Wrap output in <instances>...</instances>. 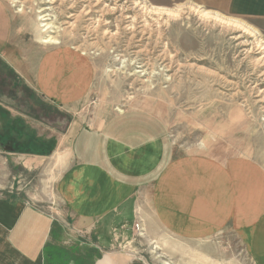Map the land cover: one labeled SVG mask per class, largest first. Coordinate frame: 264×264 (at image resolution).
<instances>
[{
    "label": "crops",
    "instance_id": "crops-1",
    "mask_svg": "<svg viewBox=\"0 0 264 264\" xmlns=\"http://www.w3.org/2000/svg\"><path fill=\"white\" fill-rule=\"evenodd\" d=\"M225 7L235 16L264 20V0H225ZM33 49L17 40L12 14L0 0V112L5 113L4 118L0 113V134L5 123L19 129L41 125L30 120L33 95L44 107L64 112L91 89L94 69L75 49L52 47L35 60ZM10 93H21L26 101L8 103ZM106 115L89 122L75 118L54 136L42 128L35 136L23 129L18 139L15 133L9 141L0 137V143L11 142L3 148L11 162L29 176L20 187L16 174L15 190L0 195V264H45L52 246L71 256L74 246L84 252L93 248L100 253L94 264H134L142 251L135 247L132 224L137 216L147 221V214L184 241L249 232L248 251L264 264L262 167L242 157L178 155L163 123L143 111ZM24 140L53 146L48 154L17 151ZM40 188L51 192L21 193Z\"/></svg>",
    "mask_w": 264,
    "mask_h": 264
},
{
    "label": "rangeland",
    "instance_id": "rangeland-1",
    "mask_svg": "<svg viewBox=\"0 0 264 264\" xmlns=\"http://www.w3.org/2000/svg\"><path fill=\"white\" fill-rule=\"evenodd\" d=\"M2 1L12 14L17 40L34 48V60L47 49L66 46L87 58L95 73L86 98L64 112L44 107L33 95L30 120L41 125H33V131L24 124L21 132L35 136L43 128L44 135L54 136L75 118L89 122L105 114L143 111L163 123L178 155L242 157L264 169V65L258 62L264 55V20L229 13L225 0H56L46 6L53 8L47 11L53 28L42 37H55L58 44L45 45L38 38L46 0ZM8 96L15 106L26 101L21 93ZM10 134L3 130L0 137ZM44 144L45 151L53 146ZM3 146L9 143H0V195L9 197L15 175L21 177L20 187L29 176ZM50 190L21 193L43 197ZM146 217L144 235L135 242L142 252L134 263L259 264L248 251L249 232L184 241Z\"/></svg>",
    "mask_w": 264,
    "mask_h": 264
},
{
    "label": "trees",
    "instance_id": "trees-1",
    "mask_svg": "<svg viewBox=\"0 0 264 264\" xmlns=\"http://www.w3.org/2000/svg\"><path fill=\"white\" fill-rule=\"evenodd\" d=\"M1 113V112H0ZM2 117L5 115V113L2 111L1 113ZM6 118H8V115L6 113ZM3 119V118H2ZM4 132L7 131L9 133L12 132V134L7 135L6 139L9 141V139L13 138V134H17L18 137L23 136L21 130L17 127V125H10L9 123H5L3 125ZM16 140V139H15ZM11 143V142H8ZM17 142L13 143L16 145ZM22 143H25L27 145H22ZM38 142L34 141V144H29L27 141H21L17 143L18 148L16 147L17 151H25L26 153H35V154H48L51 151V147L48 149V151H45L44 149L45 145H39L40 148H37ZM56 248V249H54ZM74 256L69 255L68 251L65 248H62V246H52L47 248V251L45 253V264H94L95 261L100 257V253L97 252L95 249L90 248L87 251H82L78 249L77 246H74L70 250ZM134 263V262H133ZM139 264V263H134Z\"/></svg>",
    "mask_w": 264,
    "mask_h": 264
},
{
    "label": "bare ground",
    "instance_id": "bare-ground-1",
    "mask_svg": "<svg viewBox=\"0 0 264 264\" xmlns=\"http://www.w3.org/2000/svg\"><path fill=\"white\" fill-rule=\"evenodd\" d=\"M55 1L56 0H46V4L44 5V8L42 7V9H40V12L43 15H41V18H40L41 23H40V32H39V38L38 39H39L40 43H43L45 45H47V44H51V45L56 44L57 45L58 44V40L55 37H50V36L42 37V35L44 33H51V30L50 29L53 28V23H51L50 22V19L48 18L49 17V12H51V10H53V8L51 9L49 7H46V6L53 5L54 3H56ZM86 1L89 2V0H86ZM47 11H49V12H47ZM153 11H155L156 13H158V11H156V9L155 10L153 9ZM76 18H77V16H75V19ZM129 25H131V24H129ZM258 62H260V63H262L264 65V55L259 58ZM145 66H147V65H145ZM142 68H144V67H142Z\"/></svg>",
    "mask_w": 264,
    "mask_h": 264
},
{
    "label": "built area",
    "instance_id": "built-area-1",
    "mask_svg": "<svg viewBox=\"0 0 264 264\" xmlns=\"http://www.w3.org/2000/svg\"><path fill=\"white\" fill-rule=\"evenodd\" d=\"M132 232L136 236H142L144 235V226H143V220L137 216L135 221L132 224Z\"/></svg>",
    "mask_w": 264,
    "mask_h": 264
},
{
    "label": "water",
    "instance_id": "water-1",
    "mask_svg": "<svg viewBox=\"0 0 264 264\" xmlns=\"http://www.w3.org/2000/svg\"><path fill=\"white\" fill-rule=\"evenodd\" d=\"M7 149H9V147H4V150H7Z\"/></svg>",
    "mask_w": 264,
    "mask_h": 264
}]
</instances>
